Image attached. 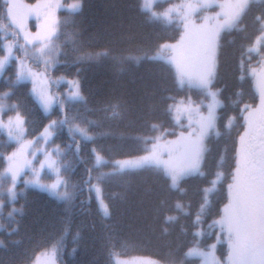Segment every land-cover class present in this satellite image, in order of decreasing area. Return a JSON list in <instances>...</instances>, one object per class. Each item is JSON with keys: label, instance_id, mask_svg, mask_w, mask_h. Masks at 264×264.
Listing matches in <instances>:
<instances>
[{"label": "trees", "instance_id": "1", "mask_svg": "<svg viewBox=\"0 0 264 264\" xmlns=\"http://www.w3.org/2000/svg\"><path fill=\"white\" fill-rule=\"evenodd\" d=\"M141 1L81 0L80 8L71 14L60 10L56 35L60 56L48 74L78 77L83 100L73 104L74 116L62 111L58 101L45 114L29 83L13 81L12 66L0 78V100L8 104L7 111L23 117L28 137H36L49 116L59 121L53 141L60 144L57 152L68 192L59 199L29 188L18 196L17 214L0 228V264H28L39 251L52 246L61 264H114L113 254H143L182 264L195 261L186 255L189 246L210 241L207 232L198 239L196 228L204 231L220 213L242 111L257 100L253 82L241 73L251 62L246 58L248 49L262 31L264 0L250 1L237 24L220 34L214 82L222 98L219 134L207 140L202 172L182 177L178 187L159 167L119 170L113 162L146 152L159 134H175L178 126L171 106L188 92L160 56L165 50L161 45L179 36V23L153 17ZM5 3L0 0V54L2 32L12 35ZM205 50V42L199 40L186 56L197 59ZM85 122L89 137L71 133V123ZM3 138L0 132V171L11 148ZM97 153L104 158L98 164ZM258 156L264 159V148ZM216 169L224 178L207 199L206 188ZM95 182L101 186L106 215L93 195ZM246 184L243 197L248 199L247 179ZM247 246L256 245L244 244L243 253ZM257 248L264 252V241Z\"/></svg>", "mask_w": 264, "mask_h": 264}, {"label": "rangeland", "instance_id": "2", "mask_svg": "<svg viewBox=\"0 0 264 264\" xmlns=\"http://www.w3.org/2000/svg\"><path fill=\"white\" fill-rule=\"evenodd\" d=\"M4 1L10 24L9 32L12 35L7 36V31L2 32L0 78L6 77L7 68L12 66L13 81L29 83L31 94L45 114L49 115L58 101L62 111H69L70 115L74 116L75 112L71 109L73 104L83 100L78 77L53 76L49 75L48 71L57 63L60 56L56 37L60 10L71 14L80 8L81 0ZM250 1L258 0L141 1L142 8L153 17L179 23V36L161 45L165 50L160 56L172 66L178 84L187 87L188 92L171 106L174 121L178 126L175 134L166 137L159 134L152 140L146 152L115 159L113 162L116 169L156 166L165 172L173 187L178 186L182 177L202 172L207 140L213 133L219 134L217 118L222 98L219 86L214 84L219 37L222 31L237 24ZM199 40L205 42V52L197 59H188L186 51ZM256 53L260 55L264 53V19L262 31L250 45L246 58L255 62ZM245 71L253 81L257 100L245 105L242 111L243 127L236 138L235 165L230 179L224 183L227 200L222 202L220 213L209 221L205 229L211 235L208 244L203 246L195 243L189 246L186 255L194 257L195 261L182 264H264V252L258 250L259 245L247 246L244 248L245 253L241 252L245 232L240 225L244 209L241 197L244 142L250 132L252 118L264 97V92L258 85L261 83V87H264V56H260L256 64L247 66ZM191 90L196 91L192 93ZM48 97H51V103L46 112L44 102ZM7 107L8 104L1 99L0 132L4 136L3 141L11 144V148L5 153V166L0 171V228L17 214L19 209L16 199L29 188L45 191L59 199H64L68 194L57 152L60 144L53 141V133L59 121L49 116L42 131L36 137H28L23 117L18 112L7 111ZM10 121L12 126H9ZM231 121L232 116L227 122L230 124ZM17 124L20 125L19 128L15 127ZM69 129L73 134L90 136L87 131L88 122L81 123L80 126L78 123H71ZM48 133H51V136ZM96 155L98 164L104 158L98 153ZM220 181H223V172L216 169L211 178L212 183L206 188L207 199L213 193L210 191ZM53 184L57 185L55 189L51 187ZM93 191L102 213L108 214L99 182L94 183ZM180 208L185 210L182 204ZM196 232L201 233L200 226L196 228ZM253 233L257 238H253L252 242L260 244L264 239L263 219L253 226ZM37 257L39 264H61L56 246L39 251L28 264H37ZM113 262L171 264L143 254L129 256L113 254Z\"/></svg>", "mask_w": 264, "mask_h": 264}, {"label": "flooded vegetation", "instance_id": "3", "mask_svg": "<svg viewBox=\"0 0 264 264\" xmlns=\"http://www.w3.org/2000/svg\"><path fill=\"white\" fill-rule=\"evenodd\" d=\"M249 145H248V152L246 153V157L249 156L248 164L251 162H256L259 166L257 174H255V177L250 178L248 181V184H250L249 190L253 192L254 199L256 200L257 197L261 199L260 194L261 190L264 188V166L260 165L259 161L257 160V152L260 148H264V105L260 111V115L258 119L254 122V126L251 130L250 136H249ZM254 200V201H255ZM260 205V202L258 204ZM254 211V210H252ZM252 211L247 210L246 216H245V222L249 224L252 217L253 220L255 218V214L253 216Z\"/></svg>", "mask_w": 264, "mask_h": 264}, {"label": "snow or ice", "instance_id": "4", "mask_svg": "<svg viewBox=\"0 0 264 264\" xmlns=\"http://www.w3.org/2000/svg\"><path fill=\"white\" fill-rule=\"evenodd\" d=\"M50 103H51V97H48L47 100L44 102V107H45V111H46V112H47V110H48V107H49ZM20 123L22 124V121H21ZM9 126H12V122H11V121L9 122ZM15 127L19 128L20 125L17 124V125H15ZM46 131H47V130H46ZM48 135L51 136V133H48ZM57 183H59V181H58ZM56 186H57L56 184H53L51 187H52V189H55ZM53 194H54V193H53ZM13 211H16V209H13ZM53 258H54V257H53ZM37 264H39V257H37Z\"/></svg>", "mask_w": 264, "mask_h": 264}]
</instances>
